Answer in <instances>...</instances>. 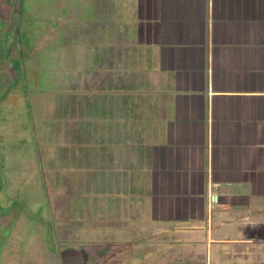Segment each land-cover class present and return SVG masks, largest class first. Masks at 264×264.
Returning a JSON list of instances; mask_svg holds the SVG:
<instances>
[{
    "label": "crops",
    "instance_id": "obj_1",
    "mask_svg": "<svg viewBox=\"0 0 264 264\" xmlns=\"http://www.w3.org/2000/svg\"><path fill=\"white\" fill-rule=\"evenodd\" d=\"M56 7L64 30L48 23L24 46L62 56L57 103L37 110L62 108L47 128L50 174L33 169L24 194L46 198L37 227L54 238L39 243L50 264H81L88 246L102 264H236L264 244V0Z\"/></svg>",
    "mask_w": 264,
    "mask_h": 264
},
{
    "label": "rangeland",
    "instance_id": "obj_2",
    "mask_svg": "<svg viewBox=\"0 0 264 264\" xmlns=\"http://www.w3.org/2000/svg\"><path fill=\"white\" fill-rule=\"evenodd\" d=\"M63 2L65 0H14L13 3L0 0V20L10 24L1 31L0 44V264H50V260L43 256L44 250L39 243L43 238H54L49 234V229L48 237H43L37 227L38 219L49 215L46 211V198L33 200L24 198V194L31 189L27 178L34 176L33 169L38 168L37 176L50 174L45 162L46 150H49L47 143H50V131L47 128L56 129L61 126L62 108L54 105L55 116L48 113V117L45 111L41 114L37 110H44L45 100L49 101V104L57 103L59 90L57 93L53 92V83H57L61 77V71L58 70H62V56L48 55L46 50L30 53L24 46L27 39L32 42L35 38L39 40L44 36L48 31V23L52 24L57 32L64 30L65 24L61 20L65 13L62 8L56 7V4ZM77 11L78 9L73 7L72 15H77ZM11 27L16 42L21 44V47L11 49L15 51V57L18 59L16 71L9 57L5 55L10 50L7 48L5 36L9 34ZM8 81L14 84L9 86ZM38 97L42 99L35 102ZM54 136L55 159L51 162L56 165L61 152L58 143L62 141L58 135ZM19 171L23 173V183L17 182ZM5 179L9 184H4ZM47 183L42 184L43 191L45 186H48V191L51 190ZM20 190H23L21 194ZM37 190L39 191L38 187ZM94 204L95 200L90 201L88 209L91 210ZM84 205L83 200L78 202L79 208ZM72 212L75 211L71 208L70 213ZM20 214L29 221L17 229L16 220ZM48 249L51 251V248ZM95 249L93 246L86 248V257L82 254L81 264H102L94 262L89 254V251L94 252ZM241 254V257L235 258L236 264H264L262 243L243 246Z\"/></svg>",
    "mask_w": 264,
    "mask_h": 264
},
{
    "label": "trees",
    "instance_id": "obj_3",
    "mask_svg": "<svg viewBox=\"0 0 264 264\" xmlns=\"http://www.w3.org/2000/svg\"><path fill=\"white\" fill-rule=\"evenodd\" d=\"M8 2L9 3H13L14 2V0H8ZM10 26V24L8 23V24H5L4 22H2L1 20H0V44H1V42H2V33H1V31L2 30H5L4 28H8ZM9 32V36H11L10 38H12V43H13V40H16V39H14L15 38V35H13V31H12V27L11 28H9V30H8ZM7 57H9V59L11 60L10 62H11V64H13V67L16 69V67L18 66L17 65V62H18V59H17V57H13V55L12 54H10L9 53V51L7 52V54H5ZM17 56V55H16ZM1 59V58H0ZM1 102V101H0Z\"/></svg>",
    "mask_w": 264,
    "mask_h": 264
},
{
    "label": "built area",
    "instance_id": "obj_4",
    "mask_svg": "<svg viewBox=\"0 0 264 264\" xmlns=\"http://www.w3.org/2000/svg\"><path fill=\"white\" fill-rule=\"evenodd\" d=\"M209 200H210V203H214V198L213 197H210Z\"/></svg>",
    "mask_w": 264,
    "mask_h": 264
}]
</instances>
